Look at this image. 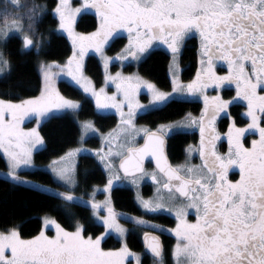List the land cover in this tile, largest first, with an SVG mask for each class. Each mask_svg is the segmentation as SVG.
I'll return each instance as SVG.
<instances>
[{
    "label": "snow or ice",
    "instance_id": "1",
    "mask_svg": "<svg viewBox=\"0 0 264 264\" xmlns=\"http://www.w3.org/2000/svg\"><path fill=\"white\" fill-rule=\"evenodd\" d=\"M89 9L95 10L99 27L88 35L76 33V16ZM47 10L46 5L36 4L34 0L31 4L22 0H0V38L6 43L10 32L14 31L22 40L21 51L34 47L39 53L42 40L37 36L36 25ZM52 11L59 19V29L66 31L72 40L73 54L63 66L56 61L40 63L44 78L40 95L18 102L0 99V150L8 162L6 175L17 184H34L18 172L34 167L33 151L42 148L45 142L38 128L25 130L21 127L26 118H35L39 126L54 114L67 110L76 112L81 107L78 101L64 97L55 87L56 78L66 73L85 93L95 98L97 109H115L120 116L118 128L102 137L107 151H95L108 172L103 190L109 195L104 201H96L94 189L92 199L84 202L90 204L93 215L102 222L105 231L95 237L86 236L84 225L79 222L74 231H68L49 218H45V225H54L56 234L52 237L41 231L24 239L16 228L0 231V264H130L129 257L140 264L139 254L132 252L127 243L118 249L105 250L101 246L106 234L115 232L123 240L128 231L118 222L117 217L125 214L114 210L110 194L114 182L132 176V183L136 184L135 174L151 176L160 185L154 199L145 200L137 195L144 209L159 211L167 207L168 211L175 212L177 222L171 229L177 241L172 251L175 264H264V0H83L76 8L71 7L69 0H58ZM119 30H126L129 35L124 50L127 55L105 56L104 46ZM193 34H198L200 39L203 67L195 80L183 85L179 82L177 59L184 41ZM154 41L166 44L173 56L171 93L160 91L139 76H123L120 72L107 74L111 60L124 61L129 57L139 60ZM89 49L101 55L106 70L105 82L115 84L116 93L108 95L103 87L97 90L84 75V57ZM216 61L227 65L225 75H217ZM10 71V61L0 52V75ZM142 85L151 95L147 105L136 98ZM209 85L214 90L234 85L235 96L226 100L219 94L204 95L205 107L198 120L188 114L185 120L162 124L155 131L135 125L138 110L147 111L150 107L166 104L175 93L186 91L203 95ZM237 100L246 102L244 115L250 123L237 127L233 120L227 133L228 152L218 154L215 148V141L219 139L215 135L217 117L227 113ZM227 114L231 119V114ZM185 121L199 125L198 151L203 164L172 167L164 154V136L172 129L184 127ZM81 129V142L87 133L98 132L91 121L81 122ZM141 133L144 144L129 146ZM256 133L259 138L246 147V134ZM114 142L118 150H114ZM188 150L193 149L189 146ZM82 151L88 150L72 149L48 166L68 187L65 192L52 190L65 203L83 199L72 191L76 187L75 164L65 163ZM147 156L155 159L157 171H145L143 161ZM113 157H123L119 169L112 163ZM233 167L239 169V179L235 181L228 178L229 169ZM119 170H123V176ZM158 174L163 180L157 179ZM165 192L170 206L164 203L162 193ZM177 200L181 203L176 204ZM102 210L107 215L100 216ZM189 210H195L194 221L188 220ZM131 219L141 226L161 227L140 217ZM144 239L147 250L158 264H164L160 238L150 237L145 232Z\"/></svg>",
    "mask_w": 264,
    "mask_h": 264
},
{
    "label": "trees",
    "instance_id": "2",
    "mask_svg": "<svg viewBox=\"0 0 264 264\" xmlns=\"http://www.w3.org/2000/svg\"><path fill=\"white\" fill-rule=\"evenodd\" d=\"M22 1L32 3V0ZM34 2L46 5L48 9L42 21L36 25L37 36L42 40V48L39 53L34 47L21 51L22 40L17 34L10 35L7 42H4L5 54L11 62V71L9 74L0 76V97L7 100H20L38 95L43 88L39 69L40 61H64L72 51L69 38L58 31L59 19L52 11L58 0H34ZM98 26L99 19L91 11L83 13L76 23L77 29L81 32H92ZM125 42L124 37H116L108 46V52H117ZM195 51L196 42L190 38L185 44L181 57L185 78L191 75L197 65ZM170 60V52L164 49H154L141 61L138 71L160 88L170 89L172 85L169 73ZM101 66L100 59L96 55L90 54L87 57L85 71L98 85L103 80ZM132 69L133 66L126 67V70ZM58 89L65 96L81 100L82 105L77 114L79 118H92L96 125L103 130L116 125L115 114L98 113L93 101L73 84L60 80ZM199 104L198 102L172 99L159 108L139 115L138 121L155 126L179 119L187 110L197 109ZM40 133L44 138L45 145L35 152V161L39 164L49 162L78 144L80 125L74 115L62 113L45 120L40 126ZM190 138V134L183 131L171 135L168 150L173 161L181 158L183 146ZM0 169H7L6 159L1 150ZM21 175L43 184L58 186L51 172L45 168L23 170ZM77 176L81 184L87 188L93 187L94 184H104L107 181L105 169L93 155L80 156ZM152 190V185L149 183L143 185L145 195L151 194ZM111 198L115 209L120 212L151 216L144 212L136 200L135 189L130 185H115L111 191ZM47 213L53 215L66 229H74L76 223L80 222L84 225L85 234L97 236L104 231V226L93 217L91 207L84 202L76 200L65 203L53 192L31 185L17 184L0 174V231L17 227L23 238H32L41 231L43 216ZM150 218L164 223L173 222L170 218L158 215H153ZM106 243L109 245L111 242L106 240ZM132 245L138 247L139 243L135 240Z\"/></svg>",
    "mask_w": 264,
    "mask_h": 264
},
{
    "label": "rangeland",
    "instance_id": "3",
    "mask_svg": "<svg viewBox=\"0 0 264 264\" xmlns=\"http://www.w3.org/2000/svg\"><path fill=\"white\" fill-rule=\"evenodd\" d=\"M22 2H23V1H22ZM57 3H58V2H57ZM82 3H83V0H69V4H70L71 7H73V8L79 7ZM55 7H56V6H55ZM89 11H91V12H92V11L95 12V10H92V9H89V10L86 11V12H89ZM53 13H54V12H53ZM83 13H85V12H82L81 14H78V15L76 16V20H75V24H74V30H75L76 33H80V34L88 35V34H90V33H92V32H95L96 29H95L94 31H92V32H81V31H79V30L77 29V27H76V23H77L79 17H80ZM98 27H99V26H98ZM57 29H58V31H60L61 33L65 34V35L69 38L68 33H67L66 31H64V30H62V29H59V24H58ZM121 32H124V31H123V30H119V31H118V33H121ZM12 34H17V35H19L18 33L14 32V31L10 32V35H12ZM10 35H9V36H10ZM116 37H117V34H114V36L111 37V38L109 39L108 43L104 46V55H105V56H108V57H117V56H119V55H121V54H123V55H127V52H125L124 50H125L126 46H127L128 43H129V37L126 39V44H125L120 50H118L117 52H113V53L108 52V50H107L108 46H109L110 43L113 41V39L116 38ZM69 40H70V42H71V44H72V40H71L70 38H69ZM4 42H5L4 39H3V38H0V52H3L4 56L9 60V58L7 57V55L5 54V51H4ZM151 50H152V48H149V50H148L146 53H144V54L141 55V58H140L139 60L132 59L131 57H129V59L124 60V61H121V60H118V59H113V60H111V61L109 62V64H108L107 74L115 75L117 72H120L123 76H134V77H135V76H139V77L142 78L143 80H146V81H148V82L154 84V85H155L160 91L171 93L172 90H173V82H172V81H173V74H172V72H170V69H169V73H170L171 83H172L170 89H162V88H160L155 82H153L152 80L148 79L147 77H145L144 75H142V74L138 71L139 64H140L141 61H142V60H143V59H144V58H145V57L151 52ZM72 54H73V44H72V51H71V54L69 55V57H71ZM90 54H94V55H96V56L100 59V62H101V65H102L101 67H102V72H103V80H102V83L99 84V85L96 84L95 81L90 77V75H88V74L86 73V71H85L86 60H87V57H88ZM171 54H172V53H171ZM69 57H67L64 61H56V62H58L60 65L63 66V65H65V64L67 63ZM130 58H131V59H130ZM9 61H10V60H9ZM42 61L45 62V63H47V62H52V61H47V60H41L40 63H41ZM10 63H11V62H10ZM177 63H178V65H179V69H180L179 74H178V76H179V82H180L181 84L185 85L186 82H183V79H182V77H181V67H180V63H179V56H178V59H177ZM127 64H132V65H133V69H132V70H126L125 67H126ZM172 64H173V56H171L170 66H171ZM169 68H170V67H169ZM39 69H40V66H39ZM53 71H57V72H58L59 70H58V69H53ZM40 72H41V69H40ZM84 75L87 76V77L92 81L93 87H95L97 90H99L101 87H103V88L105 89V93L108 94V95H112V94H114V93L117 92L116 87H115V84H113V83H111V82H107V83L105 82L106 70H105V67H104V61H103L101 55H100L99 53H96V52L94 51V49H89V51L87 52V54H86L85 57H84ZM0 76H3V75H0ZM41 76H42L43 87H44V78H43L42 72H41ZM60 80H65V81H67V82L73 84V85L76 86L77 88H79L85 96L89 97V98L93 101V103H94V107H95V110H96L98 113H100V114H115L116 117H117L116 125H114L113 127L109 128V129H107V130H103V129H101L98 125H96V123L94 122V120H93L92 118H79V117H78L77 114H78V111H79V109H80L81 107H80L76 112H72L71 110H67V111H65V112H62V113H71L72 115H74V116L76 117V119H77V121H78V123H79V125H80V137H81V134H82L81 122H83V121H91V122L94 124L95 128L98 129V132H95V133H91V132H90V133H87V134L85 135V137H84L83 142L80 141V137H79V142H78V144H76L75 146L70 147L66 152H64L63 154H61V155H59V156H56V157H54V158L52 159V160H54V159H58L59 157H63V156H65L66 153H68V152H69L70 150H72V149L81 148V147L84 148V149H87L88 151H86V152H83V151H82V152L76 154V156H75L74 158H70V159H68V160L65 161V163H68V164H72V163L75 164V180H76V187H75L74 189H72V191L74 192V195L83 198L82 200H77V201L85 202V201H90V200L92 199V193H93V190L96 189V193H95V197H94V199H95L96 201H104L105 198L109 195L108 192H105V191L103 190L105 184L107 183V181H106L104 184H94L93 187L87 188V187H85L84 185H82L81 182H80V180L78 179V176H77V166H78V162H79V158H80V156H81V155H84V154H87V155H93V156H95L96 159L99 161V158L95 155V151L98 150V149H103L105 152L107 151V147H106V145H105V141H104V139H102V137H107L108 134H109L110 132H112V130L118 128V125L120 124V116H119V114L116 112L115 109H107V110H105V109H97V107H96V102H95V98L92 97L90 93H85V92L83 91V89H82L79 85H77V84L72 80V78L69 77L66 73H60V75H59V76L56 78V80H55V87L57 88L58 91H59V89H58V82H59ZM59 92H60V91H59ZM60 94L63 95L64 97L68 98V99H71V100H74V101H78V102L80 103V105H82L81 100H78V99H74V98H71V97L65 96V95L62 94L61 92H60ZM185 94H187L186 91H185L184 93H175V94H173V98H175V97H180V96H183V95H185ZM188 94H189V93H188ZM38 95H40V93H39ZM38 95H35V96H38ZM35 96H32V97H35ZM28 98H30V97H28ZM120 98L122 99V96H121ZM136 98L139 100V102H140L141 104H145V105H147V104H149V102H150V100H151V95L148 93V90L146 89V87H144V86L142 85V86L140 87L139 92L137 93V97H136ZM0 99H4V98H1V97H0ZM24 99H25V98H24ZM5 100H7V99H5ZM20 100H21V99H20ZM12 101H13V102H18L19 100H12ZM162 105H163V104H162ZM162 105H159V106H157V107H160V106H162ZM157 107H155V108H157ZM152 109H154V108L150 107L147 111L152 110ZM124 111L127 112V107L124 108ZM147 111H144V110H138V112H137V114H136V116H135V118H134V123H135V125H136L138 128H139V127H146V128H148V129H150V126H149V125L144 124V123L138 121V116H139L140 114L144 113V112H147ZM62 113H57V114H54V115H58V114H62ZM52 116H53V115H52ZM187 116H188V115H187ZM187 116H184V117L178 119L177 121H170V122H163V123H160V124L157 126V128H158L160 125H162V124H163V125L176 124L178 121L185 120V118H186ZM191 116H192L193 118H196V119L198 118V117H196V116H194V115H191ZM49 118H50V117H49ZM46 120H47V119H46ZM44 121H45V120H44ZM44 121H42L41 124H42ZM41 124L38 126L35 118H30V119H29V118H26V119L24 120V122L22 123L21 127L24 128L25 130H27V129H31V128H38V131L40 132V126H41ZM191 125H192V124H191L190 122L185 121V126H184V127L172 129V130L169 131L168 134H171V133H173L174 131H177V130H185V129H187L188 127H190ZM40 135H41V133H40ZM41 136H42V135H41ZM42 137H43V136H42ZM142 137H143V133H141L139 136H137V137L135 138V142H134V144H130L129 146H134V145L138 144V142L141 140ZM121 139L123 140V138H121ZM44 142H45V141H44ZM44 145H45V143H44ZM113 146H114V150H118V149H115V142H114V145H113ZM42 148H43V147H42ZM39 149H41V148H39ZM39 149H38V150H39ZM36 151H37V150H34V151H33V164H34V167H30V168H28V169H24V170L34 169V168H37V167L45 168V169H47L48 171L51 172V174L53 175L55 181L58 183V186H51V185H47V184H43V183L37 182V181H35V180H31V179L25 178V177H23V176L21 175V172H22L23 170H20V171L18 172V175H20L22 178H24V179H26V180L33 181L34 184H30L31 186H35V187H38V185H39V186H44V188H41V189H43V190H47V191H50V192H53V191H52L53 189L58 190V191H60V192H65V191H67V190H68V187H67V185L64 183V181H62V180H60L58 177H56V176L53 174V172L51 171V169L48 167L49 164H50V162H51L52 160H50L49 162H46V163H41V164L37 163V162L35 161V152H36ZM1 152L3 153L2 150H1ZM3 155H4V154H3ZM4 157H5V156H4ZM5 159H6V157H5ZM119 159H120V157H113V158H112V163L115 165V167H116L117 169H118V160H119ZM6 163H7V169H6V170L0 169V174L3 175V176H5V177H8V176L6 175V173L8 172V162H7V159H6ZM99 163H100V161H99ZM100 164H101V163H100ZM101 165H102V164H101ZM58 166H63V165H58ZM102 167H103V165H102ZM103 168H104V167H103ZM105 171H106V170H105ZM119 172H120V171H119ZM146 172L151 173V172H153V170H152L151 168H149V169L146 170ZM106 173H107V179H108V172L106 171ZM120 175L123 176L121 173H120ZM135 177L137 178V181H138L136 184H133V183H132V177H129L128 179H122V180H120L119 182H114V186H115V185H130V186H132V187L135 189L136 199H137V195H138V194H139L141 197H143L145 200L150 199V198H153V199H154L155 196H156V190H157L158 187H160V185L156 184V182L152 180L151 176H148V175L143 176V177H140L139 175H136ZM8 178H10V177H8ZM10 179H11V178H10ZM158 179H159V178H158ZM160 180H163V179L160 178ZM145 183H151V184H152L153 192L151 193V196H150V195H145L144 192H143V185H144ZM39 188H40V187H39ZM53 193H54V192H53ZM162 194L165 195V201H164V203H165L166 205L170 206V205H171V202L167 200V194H166V192H165V193H162ZM110 195H111V194H110ZM111 201H112V198H111ZM175 203H176V204H179V203H181V201H180V200H177ZM87 205L90 206V204H87ZM112 206H113L114 210H115L117 213H122V212H120V211H118V210L115 209V207H114V205H113V202H112ZM164 210H166V212H169V213H173V212H174V211H172V212L168 211V208H165ZM92 214H93V213H92ZM123 214H125V213H123ZM99 215H100V216L107 215V212L104 211V210H102V211L100 212ZM93 217L95 218V220H96L98 223H101V224H102V222H101L96 216L93 215ZM118 217H121V219H126L127 216H126V214H125V215H123V216H118ZM118 217H117V219H118ZM45 218L54 219V220H55L57 223H59V224H60V222H59V221H58L53 215H51V214H48V213H47V214H45V215L43 216V227H42L41 231H44L45 234H46L47 236H49V237L55 236V234H56V230H55L54 225H47V226H46V225H45ZM119 221L122 222V220H119V219H118V222H119ZM79 223H80V222H79ZM80 224H82V223H80ZM60 225H61V224H60ZM102 225H103V224H102ZM61 227H63V226L61 225ZM13 228H16V229L18 230L17 227H13ZM63 228H64V227H63ZM64 229H66V228H64ZM66 230H68V231H74L75 228H74V229H66ZM41 231H40V232H41ZM104 231H105V229H104ZM104 231H103L102 233H104ZM40 232H39V233H40ZM39 233H38V234H39ZM38 234H37V235H38ZM100 234H101V233H100ZM100 234H99V235H100ZM111 234L115 235L116 237H119V235H118L117 233L112 232V233L106 234V235H105V238H106L108 235H111ZM22 238H23V237H22ZM24 239H29V238H24ZM101 243H102V242H101Z\"/></svg>",
    "mask_w": 264,
    "mask_h": 264
},
{
    "label": "flooded vegetation",
    "instance_id": "4",
    "mask_svg": "<svg viewBox=\"0 0 264 264\" xmlns=\"http://www.w3.org/2000/svg\"><path fill=\"white\" fill-rule=\"evenodd\" d=\"M123 31L124 32L118 33L117 37H124L125 39H127L129 37V35H128L126 30H123ZM190 38L194 39L195 42H196V51H195V53H196L197 65L194 68V70L191 73V75L189 77L185 78L183 76L184 68L181 65L182 64L181 63L182 62L181 61V57H182V54H183V51H184L185 44H186L187 40L190 39ZM125 44H126V42H125ZM150 48H152L151 51H153L154 49H164V50H167L168 52H170V54H171V50L162 41H154ZM171 56H172V54H171ZM201 58L202 57L200 55V39H199L198 34H193L192 36L186 38V40L184 41L183 45L181 46V50H180V53H179V63H180V67H181V77L183 79V82H186L185 85H187L188 83H190V82H192L193 80L196 79V75H197L198 70H200L203 67L201 65V63H200ZM170 62H171V60H170ZM127 66H133V65L132 64H127L126 67ZM214 70L216 71L217 75H225L227 73V65L224 62H222V61H216V62H214ZM218 94L223 99L231 100L232 97L235 96V86L234 85L226 86L224 88L214 90L213 86L209 85V87L204 90L203 95L200 94V93H196V94H188L187 93V94H185L183 96L175 97V98H172V99L187 100V101H190V102H198V103H200L199 106H197V109H195V110H187L185 112V114L180 117V118H182L184 116H187L188 114H191V115H194V116L198 117L197 118V120H198L199 117L202 114V111L204 110V107H205L203 96L207 95L208 97H212V96H215V95H218ZM157 108H159V107H157ZM154 109H156V108H154ZM144 113H146V112H144ZM144 113H142V114H144ZM227 113L231 114V119H229V116H228ZM227 113H221L220 116L217 117V120H216V123H215V129H216L215 135L219 136V139H217L215 141V148H216V151H217L218 154H226L228 152L229 143H228L227 133H228V127L232 123L233 120L235 121L237 127H246L247 124L250 123V120L244 115L246 113V102H244V101L237 100V101L233 102L229 106V108L227 110ZM177 120L178 119L170 120V121H177ZM170 121H166V122H170ZM147 125H149V124H147ZM158 125L159 124H157L155 126L149 125L150 126V130H152V131L157 130V126ZM262 126H264V125H262ZM178 131L187 132L188 134H190L191 138L183 146V155L181 156V158L178 159V160H174L173 161L171 159V157H170V153H169V150H168V147H169L168 145H169V139H170L171 135L173 133L178 132ZM173 133L167 134V140H168L167 151H168V155H169V158L171 160L172 165L174 167H177V166H180V165H189V166H191V165H202L203 164V159L201 158V156L199 154V151H198V148H199V145H200V140H201V135H200V131H199V125L198 124H192L190 127H188L185 130H177V131H174ZM205 135L207 136V132H206ZM258 138H259L258 133L254 134V135H247L246 134V137H245V140H244L245 146L246 147H250L251 146V141L254 140V139H258ZM209 139H210V137H209ZM142 141H143V137L138 142V144H140ZM138 144H136V145H138ZM189 146H191L192 149H193L191 152H189V150H188ZM121 158L122 157H120V159ZM119 160H118V162H119ZM209 163H211V160H209ZM149 168H151L153 171H157V169L154 166L153 162L150 161V160L146 162L145 171L147 169H149ZM118 169H119V167H118ZM130 177H132V176H130ZM158 178L159 179L160 178L163 179L162 176L159 175V174L157 175V179ZM228 178L230 180H233V181L238 180L239 179V169L237 167H233V168L229 169ZM149 184L152 185L151 183H149ZM152 192H153V190H152ZM149 195L151 196V194H149ZM136 200L140 204L139 200L138 199H136ZM142 208H143V206H142ZM165 208H167V207H165ZM164 209H161L159 211H148V210L143 208L144 212L147 213L148 215H151V216L158 215V216H162V217H167V218H170V220L172 219L173 222L164 223L162 221H158V220H155L153 218H150L151 216H146V215L145 216H141V215H138V214H134V213L123 211L122 213H125L126 216H127L126 219H121V217H118V219L122 220V222L119 221V223L125 229L128 230L127 233L125 234L124 239L121 240L120 237H116L115 235L111 234V235H108L106 238H104L102 240L101 246L105 250L118 249V248H120L122 246L123 243H127L129 249L132 252L139 254V256H140V264H158V260L153 257V255L150 253V251L147 250L146 244H145V239H144V233L145 232H147L149 234L153 233V234H156L161 239L162 247H163V255H164V264H175V261H174L173 256H172V251H173V248H174V246H175L177 241H176L175 234L171 231V229L175 228L177 221H176V218H175V212L169 213V212H166V210H164ZM132 217L143 218V219H145L147 221H150L151 224L159 225L161 227L157 229V228L151 227L150 225L149 226L138 225V224L134 223V221L131 219ZM188 220L189 221H194L195 220V210H189ZM85 235L87 236V235H91V234H85ZM93 237H95V236H93ZM106 240L110 241L111 243L109 245H106L107 244ZM135 240H137L138 243H139L138 247H134L132 245V242H134ZM8 254L10 255V253H8ZM129 261H130V264H136V260L134 258H132V257H129Z\"/></svg>",
    "mask_w": 264,
    "mask_h": 264
},
{
    "label": "water",
    "instance_id": "5",
    "mask_svg": "<svg viewBox=\"0 0 264 264\" xmlns=\"http://www.w3.org/2000/svg\"><path fill=\"white\" fill-rule=\"evenodd\" d=\"M167 143H168V140H167V136L165 135L164 136V154H165V156L167 157V162H168V164L169 165H171L172 167H174L173 165H172V163H171V160H170V158H169V155H168V151H167ZM144 144V139H143V141L140 143V144H138V145H136V146H132V147H139V146H141V145H143ZM123 158V157H122ZM121 158V159H122ZM121 159L119 160V162H118V167H119V164H120V161H121ZM152 161L153 162V164H154V166L156 167V161H155V159L153 158V157H151V156H147V157H145V159H144V161H143V167H144V169L146 168V162L147 161ZM157 169V168H156ZM120 172L123 174V170H120ZM135 175H138V174H135ZM157 236L156 234H149V236L151 237V236ZM160 242H161V239H160ZM145 244H146V242H145ZM161 244H162V242H161Z\"/></svg>",
    "mask_w": 264,
    "mask_h": 264
}]
</instances>
